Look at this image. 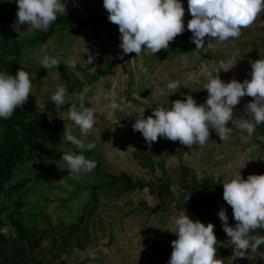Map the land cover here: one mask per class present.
Segmentation results:
<instances>
[{
    "label": "rangeland",
    "instance_id": "374dc122",
    "mask_svg": "<svg viewBox=\"0 0 264 264\" xmlns=\"http://www.w3.org/2000/svg\"><path fill=\"white\" fill-rule=\"evenodd\" d=\"M10 1L18 8L16 0ZM62 2L66 5V13L60 15L88 16L93 12L106 18L109 15L103 7V0ZM181 3L187 29L192 18L188 12V0H181ZM28 29L27 24L20 26L22 32ZM39 31L46 30H30L23 36L31 37ZM64 33L56 28L44 43L26 46L16 70L17 73L23 67L30 74L32 83L29 98L22 107L28 112L46 109L52 120L63 125L61 134L41 149L50 154L37 157L39 149L36 148L31 153L33 156L19 167L24 169L16 168L9 182L13 184L22 173L28 174L31 181L23 190L12 192L9 198L24 201L22 219L28 226H33L36 236L44 228H55L41 240L35 252L24 253L22 260L39 258L45 260L44 264H70L68 260L72 264H82L77 261L89 259L91 263L87 264H98L92 263L94 260H99V264H168L173 251L172 241L178 239L174 234L175 219L181 213L186 215L183 206L190 207L194 217L200 210L206 212L209 209L217 218L224 205L231 208L223 200V183L239 172L245 180L252 174L264 175V123L256 125L251 137L246 132L233 130L226 142L210 130L209 142L204 147L194 145L192 148L163 137L149 148L142 134L135 132L132 125L136 118L151 115L156 106L170 108L171 102L183 99L184 95H192L198 105L204 104L208 94L202 85L209 78L219 75L225 83L233 79L241 83L250 80V62L264 56V12L252 26L242 30L238 39L221 43L209 41L206 37L205 48L196 50L191 40L176 38L167 50L156 55H145L142 51L139 57L135 53L123 54L119 47V28L114 24L98 22L70 36ZM207 43L213 46L207 47ZM44 55L58 59L67 78L57 67L48 70L41 67L40 59ZM89 56L95 57L91 64L87 62ZM68 57L77 60L73 70L63 64ZM107 58L118 59L111 73L99 81L92 79L94 70L103 67ZM36 77L39 80L33 82ZM176 80L180 81V88L174 93L167 84ZM60 85L68 89L69 104L57 110L50 97ZM86 85L91 90L85 104L95 110L96 123L87 136H82L79 128L69 120L67 110L70 103L76 102L73 94L82 92ZM93 96L100 99L89 104V98ZM106 96H114L123 109L116 110L112 120L105 118L106 105L111 102L105 99ZM252 100L243 97L234 109L235 117L247 118L245 107ZM129 113L132 116H128ZM227 126L232 127L231 122ZM65 127L86 144L93 142L96 147L81 152L63 139ZM113 148L124 153L114 154ZM68 150L97 160L98 170L95 167L91 173L71 175L67 164L62 161L63 152ZM121 173L131 175L138 188L129 191L124 181L112 182L107 176ZM158 184L163 186L162 197L166 203L174 198L167 206L158 198ZM140 185L144 187L140 188ZM7 197H3L0 204L9 205ZM187 197H190L188 202ZM31 214V217L26 216ZM80 215H84V221L76 232L75 224ZM217 219L215 221L221 225L220 218ZM212 224L217 227L215 222ZM8 228L15 244L25 246L16 238L12 228ZM82 233L84 238L89 239V235L97 238L98 243L90 245L81 241ZM229 241L225 240V245L232 246ZM12 249L13 245L9 246L4 257L8 264ZM90 254L99 259H91ZM161 259L164 262L159 263Z\"/></svg>",
    "mask_w": 264,
    "mask_h": 264
},
{
    "label": "clouds",
    "instance_id": "9594fccd",
    "mask_svg": "<svg viewBox=\"0 0 264 264\" xmlns=\"http://www.w3.org/2000/svg\"><path fill=\"white\" fill-rule=\"evenodd\" d=\"M16 3L17 20L12 27L20 38L30 30H47L57 20L58 14L66 13L62 0H16ZM103 7L109 14V22L119 28V47L125 55L135 53L139 57L142 51L145 55H156L161 50H167L170 42L186 30L185 9L181 0H103ZM188 12L192 18L187 23V30L192 33L191 42L199 50L205 48L206 37L209 41L221 43L238 39L242 30L252 26L264 12V0H188ZM24 24L29 25L27 32L20 30ZM212 46L207 43V47ZM94 59L89 56L88 64ZM60 63L49 55L40 59L41 67L47 70L59 68ZM250 63V80L245 79L241 83L233 79L225 83L219 75L209 78L202 85L208 94L204 104L198 105L192 95H186L184 99L171 102L170 108L156 106L147 118H136L133 130L142 134L149 148L161 137L178 141L187 148L194 145L204 147L210 140V130H214L223 142L230 138L233 130L246 132L251 137L256 125L264 123V56ZM63 64L68 70H73L77 60L68 57ZM167 88L175 93L180 88V81L169 82ZM31 90L30 74L23 67L15 75L0 71V118H11L14 111L27 102ZM90 90L86 85L82 92L74 93L76 102L70 103L71 107L67 110L69 120L79 128L82 136H87L96 123L95 110L85 104ZM67 96L68 89L60 85L50 101L59 110L69 104ZM245 96L253 98L245 107L247 118H237L234 109ZM99 99V96H93L88 103ZM105 99L111 100L106 105L105 118L112 120L115 111L123 109L114 96H106ZM128 116H132L131 113ZM229 122L232 127L227 126ZM63 139L81 152L96 147L93 142L86 144L67 127ZM123 153L114 149V154ZM62 161L67 164L71 175L91 173L96 167L94 160L71 150L63 152ZM189 199L187 197L186 202ZM223 199L232 208L236 221L235 227L229 226L226 211H219L223 231L233 246V257L246 258L249 249L255 252L264 245V236L251 234L257 229H264V175L252 174L245 180L241 172L237 173L233 179L223 183ZM175 225L174 234L178 239L172 241L173 251L168 264H224L223 259L217 258L218 240L214 224L205 225L181 213L175 219ZM0 232L7 236L9 228L6 226ZM90 255L91 259L97 258L95 254Z\"/></svg>",
    "mask_w": 264,
    "mask_h": 264
},
{
    "label": "trees",
    "instance_id": "16d2710c",
    "mask_svg": "<svg viewBox=\"0 0 264 264\" xmlns=\"http://www.w3.org/2000/svg\"><path fill=\"white\" fill-rule=\"evenodd\" d=\"M18 8L10 0H0V71L7 72L8 74L15 75L18 64L22 57L23 49L32 47L44 43L49 36H51L56 28L65 31L67 36L77 33L83 27L89 25H95L98 22L108 23V18L105 16L93 12L88 16H64L58 14V18L51 26L44 32H36L31 37H19V34L13 30L14 22L17 20L16 13ZM186 29V28H185ZM64 33V35H65ZM63 34V33H62ZM61 35V34H60ZM192 33L187 29L181 35L176 38L182 40H191ZM118 59L107 58L103 67H97L93 74L92 79L101 80L105 76L111 73L113 65L117 64ZM61 75L67 78L65 71L61 66L58 68ZM36 77L32 81H38ZM186 95L182 96L184 99ZM251 102V101H250ZM62 124L55 120H52L47 113L46 109L34 110L28 112L24 107H18L11 118L5 120L0 118V200L3 197H7V202L10 200L12 192H19L23 190L26 185L31 181V177L28 174L22 173L17 182L9 184L10 180L14 177V171L16 168L22 167L25 161L29 160L31 153L37 148L39 149L37 157H40L43 153L50 154V152H43V146L55 139L57 135L61 134ZM31 155V156H30ZM96 170H98L99 162L96 160ZM20 169V168H19ZM24 168L20 169L23 170ZM112 182L124 181L127 190H135L138 188L137 183L133 177L127 173H121L113 176L107 175ZM9 184V185H8ZM144 187L143 185L139 186ZM158 198L165 202V205L174 201V198L166 201L162 197L163 186L158 184ZM152 191V189H150ZM24 201L21 198L10 200L9 205L1 202L0 204V229L10 226L15 233L16 238L25 243L15 244L14 238L9 234L5 236L0 232V264H8L4 262V257L7 255V249L13 245V249L10 253V264H44L42 259H35L31 261L23 262L22 255L24 253L31 254L35 252L41 244V240L47 236L49 232H52L55 228H44L40 232L39 236L33 233V226H28L22 216L25 215L22 211ZM186 205V204H184ZM186 215H189L191 219L199 220L207 225L208 220L204 210H200L196 217L192 216L191 208L183 206ZM149 209V207H146ZM155 212L154 210H151ZM27 216V215H26ZM75 224V231L79 230L80 224L84 221V215L77 217ZM215 234H221V241L226 240L224 232L214 230ZM264 236V232L260 231L258 234ZM250 250V249H249ZM248 250V251H249Z\"/></svg>",
    "mask_w": 264,
    "mask_h": 264
},
{
    "label": "crops",
    "instance_id": "0c3cea01",
    "mask_svg": "<svg viewBox=\"0 0 264 264\" xmlns=\"http://www.w3.org/2000/svg\"><path fill=\"white\" fill-rule=\"evenodd\" d=\"M95 204H98V203H95ZM95 204L93 206H95ZM222 209L225 210L226 213H227V215H228V224H229V226L235 227L236 221L233 218L232 208L228 209L224 205L222 207ZM205 213H206L208 222L211 221L212 223L215 222V224H217V227H215L214 230H219V231L224 232L223 231V225L222 224L220 225L218 221H215L219 217L216 218V215L211 210H209V209ZM27 216L28 217H31L32 214L31 215H27ZM86 219H87V217H86ZM260 231H263L264 232V229H257L254 232H252L251 234L252 235H261L260 233L258 234V232H260ZM215 235H217L218 236L217 239H219V242L216 245V247H217V258L218 259H223L224 260V264H264V245H261L255 252L251 251V249H250L249 252L246 253V255H247L246 258H243V259H241V258H235V257H233V247L231 245L227 246V245H225V241L224 242L221 241V239H220V237H222L221 234H215ZM83 236H85L83 233L80 234V237L83 238V239H80V240L83 241V242H85V243H88L89 242L90 245H94V243H98L97 242L98 241L97 238H91L90 235H89V239H88V238H84ZM225 236H226L225 237L226 238V241H229L228 240L229 237L227 236V234H225ZM97 259H99V258H97ZM43 261L45 262V260H43ZM98 261L97 260H94V261H92V263H96L97 262L99 264ZM145 261H146V259H145ZM68 262L70 264L73 263L70 260H68ZM77 262L78 263H82V264H87V262H90L91 263L90 259L88 261H82V260H80V261H77ZM161 262H164V260L161 259L159 261V263H161ZM48 264H49V262H48Z\"/></svg>",
    "mask_w": 264,
    "mask_h": 264
}]
</instances>
